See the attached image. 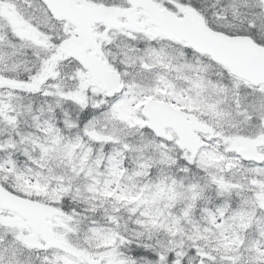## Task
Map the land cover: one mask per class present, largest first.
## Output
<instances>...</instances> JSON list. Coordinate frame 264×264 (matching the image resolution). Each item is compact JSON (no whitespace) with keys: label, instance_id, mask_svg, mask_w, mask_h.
Returning <instances> with one entry per match:
<instances>
[{"label":"snow or ice","instance_id":"1","mask_svg":"<svg viewBox=\"0 0 264 264\" xmlns=\"http://www.w3.org/2000/svg\"><path fill=\"white\" fill-rule=\"evenodd\" d=\"M0 264H264V0H0Z\"/></svg>","mask_w":264,"mask_h":264}]
</instances>
